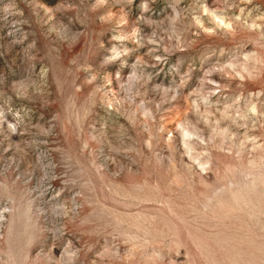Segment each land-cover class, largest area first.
Returning <instances> with one entry per match:
<instances>
[{"label": "rangeland", "instance_id": "374dc122", "mask_svg": "<svg viewBox=\"0 0 264 264\" xmlns=\"http://www.w3.org/2000/svg\"><path fill=\"white\" fill-rule=\"evenodd\" d=\"M0 264H264V0H0Z\"/></svg>", "mask_w": 264, "mask_h": 264}]
</instances>
